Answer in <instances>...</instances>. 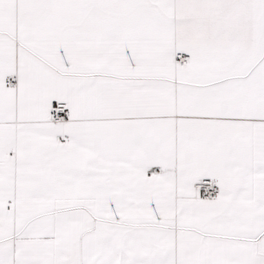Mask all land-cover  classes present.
Instances as JSON below:
<instances>
[{"label": "snow or ice", "instance_id": "6c2138e0", "mask_svg": "<svg viewBox=\"0 0 264 264\" xmlns=\"http://www.w3.org/2000/svg\"><path fill=\"white\" fill-rule=\"evenodd\" d=\"M0 264H264V0H0Z\"/></svg>", "mask_w": 264, "mask_h": 264}]
</instances>
